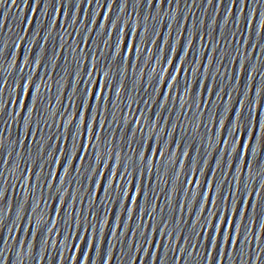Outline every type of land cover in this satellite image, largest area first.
<instances>
[{"label": "snow or ice", "instance_id": "obj_1", "mask_svg": "<svg viewBox=\"0 0 264 264\" xmlns=\"http://www.w3.org/2000/svg\"><path fill=\"white\" fill-rule=\"evenodd\" d=\"M160 2H161V0H160ZM125 43H126V40H125ZM165 70H166V68L164 69V71ZM179 71L181 72V71H183V69H179ZM97 87H98V90L92 92V98H93V100H95L98 96H100L99 86H97ZM89 88H91V85L89 86ZM241 103H243V101H241L240 104ZM250 103H252V108H251V111H252L253 110V106H254V102H250ZM89 109L91 110V104L89 105ZM244 110H245V107H244ZM236 113H237V111L235 112V119L232 120L231 117H229L228 118V122H231L232 123V126L235 128V130L233 132V133H236L237 134L235 136V142L236 141H240V146H239V149H240V157L243 156V155H245V149H247V152H246V156L247 157L250 154L251 155L256 154V141L258 139L260 141V147H259V152H260L262 149H264V138H261L260 137V132L257 131V127L255 129H253L252 126H251V124L249 123V120H247V121L244 120V115H243L244 112L240 116V120L243 122V132H241L240 128L239 127H236ZM259 113H260V108L258 110V115H257V124H258V127H259ZM82 114H83L82 111L78 112V115H82ZM137 123L139 124V121ZM226 126H227V124L225 125L224 130L226 129ZM245 129H247V132H245ZM88 131H89V123H88V120L85 119V131H84V135L82 137V142H81V145H80V149L81 148L84 149L85 147H87V132ZM98 132L99 131H97V129H96V131L93 132V139H95L97 137ZM249 132H251V142H249V140H248V134H249ZM71 135H72V133L69 132V136H71ZM253 139H255V145H253ZM235 142H234V144H233L232 147L235 146ZM72 143H74V139L72 140ZM224 143H225L226 146H228V142L225 141ZM151 147H152V145L149 144V149L150 150H151ZM232 147H231V149H232ZM80 149L77 151V153L80 151ZM161 155H162V153H161ZM76 158H77V156H76ZM67 159H68V156L65 155V160H67ZM149 159H151V157H149ZM56 160H59V157ZM81 160H83V158H81ZM133 164H135V161H133ZM61 166H62V162L60 163V167ZM73 167H74V164H73ZM99 175H100V173H99ZM115 175H116V179H115V182L113 184V192H116L117 190H119V195H118L117 198L120 199L124 195V193L127 192V183H125V187L123 189H121L120 186H121V181L123 179V176H121L119 182H117V177L119 176V172L116 173ZM124 175H125V173H124ZM97 182L98 181H95V183H97ZM99 187H100V191L103 190L104 193L108 196V199H109V194L110 193H108L107 189L104 187V184L103 183H100L99 184ZM135 187H136L135 184H133V192L128 195V205H129V203L131 205L132 201L135 199V196H136ZM140 195L141 196L143 195V189H141ZM211 202L212 201L210 200L209 203L211 204ZM137 209L139 210V203H137ZM129 211H131L130 206H126L125 212H129ZM240 211H241V209L240 208H237V214H239ZM209 214H211V208L209 210ZM229 216H230V214H229ZM205 223H207V220L205 221ZM223 224H224V226L222 228H220L221 238H223V236L225 235V233H228V231H229V217H225ZM217 227H219V219L218 218H217V221L215 223H213V225H212V233L213 234L215 233ZM231 228H232V232L228 235V243H229V246H232L233 241L236 240V235H235V222L234 221L231 224ZM202 229H203V232H207L208 231V229L204 225L202 226ZM248 230H250V226H249ZM243 235H244V233L242 232L241 233V240L238 243H243V239H242ZM89 239H91V235H89ZM213 239H214V235H209V237H208V244L211 245ZM86 243H87V241H86ZM93 247H95V245ZM218 248H220V244H217V249ZM210 254L211 253H209V255ZM104 264H107V259L105 260ZM217 264H220V261L219 260L217 261Z\"/></svg>", "mask_w": 264, "mask_h": 264}]
</instances>
